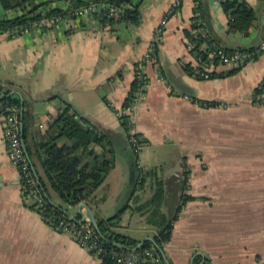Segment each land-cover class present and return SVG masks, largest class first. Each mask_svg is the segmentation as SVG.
Returning <instances> with one entry per match:
<instances>
[{
	"label": "crops",
	"instance_id": "crops-1",
	"mask_svg": "<svg viewBox=\"0 0 264 264\" xmlns=\"http://www.w3.org/2000/svg\"><path fill=\"white\" fill-rule=\"evenodd\" d=\"M246 1L257 18L242 33L229 28L219 0H204L210 33L227 48L264 41V0ZM175 2L151 61H144L155 28ZM52 4L64 7L60 0ZM139 9L136 26L123 21L101 25L87 16L56 28L0 33V84L12 83L11 91L28 103L30 145L45 139L49 122L67 103L80 118L109 131L114 165L90 206H69V213L113 216L132 203L134 164L156 166L166 190L164 209L172 211L182 192L192 196L162 249L166 264L206 259L209 264H264V101L252 98L264 75V53L240 66L214 69L232 70L227 75L197 78L187 70L196 66V55L187 47L193 0H143ZM139 67L148 86L133 126L144 140L135 157L115 111L123 106ZM5 149L0 116V264H101L32 208ZM31 164L42 177L37 157ZM149 194L146 186L145 196ZM50 197L60 203L55 193ZM119 223L140 242L152 237L144 215L129 207Z\"/></svg>",
	"mask_w": 264,
	"mask_h": 264
},
{
	"label": "trees",
	"instance_id": "trees-1",
	"mask_svg": "<svg viewBox=\"0 0 264 264\" xmlns=\"http://www.w3.org/2000/svg\"><path fill=\"white\" fill-rule=\"evenodd\" d=\"M55 1L58 0H42L41 3H35V0H0V9L4 12L3 15H0V33L8 31V36L18 35L26 27L31 29V24L38 22L43 17H63L69 13L71 8L91 2L104 4L106 7L105 10L100 9L93 13L94 18L101 25L113 26L115 22L123 21L126 24L136 26L141 20L139 8L143 0H60L67 4L64 7L53 5L52 2ZM194 1H197V3L193 10H198L199 14L192 16L191 29L187 37L189 41L195 43L191 52L196 57H207V51L200 48L201 43L223 45L210 33L208 6L204 0ZM219 2L228 15L229 28L247 33L257 18L256 10L248 1L219 0ZM41 5L44 6L43 9H40ZM110 7L114 9L113 15L108 13ZM8 11H12V15L7 14ZM45 28L42 27L41 30ZM201 28L205 30L206 35L204 37L200 35ZM257 45L249 48L223 47L231 51L234 49L252 50ZM155 50L156 46L153 51ZM187 70L190 73L193 69L189 68ZM231 71L218 73L213 71L211 76H224L231 73ZM11 84L10 82L0 84V104L3 107L13 106L18 108L21 120V135L27 155L31 161L34 156L37 157L43 170V176L39 177V183L48 198H51L52 192L59 198L60 203L55 204L56 214H67L66 211H68L69 206L78 205L80 202H86L89 205L90 201L93 200L95 190L114 165L115 148L109 131L80 118L71 105L67 103L49 122L45 139L36 140L33 145H30L28 128L31 114L28 103L11 91ZM137 87L138 83L135 81L123 105H127L132 100ZM252 98L254 101H264V75L253 90ZM119 121L123 127L125 143L133 156L137 157L138 153L136 154L133 151L127 141L133 125H129L126 115L120 116ZM135 135L138 137L141 149L144 140L139 133L135 132ZM159 171L156 166L143 167L136 162L134 164L133 183L135 194L132 203H127L124 208L122 207L123 209L121 208L116 214L108 218L94 216L96 225L91 223L93 228L91 239L96 240L102 248L101 254L96 256L100 258L101 264H116L110 254L112 250L134 249L140 253L153 247L155 254L161 256L160 249H163L164 245L170 240L174 221L177 219L182 206L192 196L182 192L178 201L172 204L174 205L172 211L164 209L166 190ZM186 175L187 172L182 174V189L186 188L184 184L187 181ZM146 186L150 191L149 196H145ZM31 206L34 208V205ZM127 207L133 212L144 215L145 222L152 229L153 241L146 239L140 242L120 229L119 218ZM36 211L38 210L36 209ZM41 217L43 218V215ZM73 218L75 222H78L82 219V214L77 212L73 215ZM137 244L139 245L137 246ZM161 263L166 264L162 256ZM195 263L197 264L198 261ZM200 264H209V261L206 259Z\"/></svg>",
	"mask_w": 264,
	"mask_h": 264
},
{
	"label": "built area",
	"instance_id": "built-area-1",
	"mask_svg": "<svg viewBox=\"0 0 264 264\" xmlns=\"http://www.w3.org/2000/svg\"><path fill=\"white\" fill-rule=\"evenodd\" d=\"M193 3L194 6H196L197 1L193 0ZM176 7L177 2H175L165 13V15L160 20V23L155 28L148 50L143 57L144 61H151L154 47L161 38L167 17L169 14L175 11ZM100 9L105 10V5L97 2H91L86 5L71 8L69 13L63 17L53 16L42 18L38 22L32 23L31 27L34 29L35 27L39 29L42 27H47V29L56 28L64 21H71L72 18L87 16L92 17L93 13ZM108 13L109 15H113L114 9L110 7ZM198 14V10H193V16ZM28 29V27L24 28L23 32L28 31ZM200 31V35L204 37L206 35L205 30L201 28ZM2 33L6 35L9 34L8 31ZM194 44V42L187 40V47L189 49H192ZM200 48L203 49V51H207V57H196V66L193 68L192 73L197 78L207 79L211 77L212 72L219 65L225 67L240 66L248 61L253 60L259 54L264 53V41L259 43L256 48L252 50L234 49L231 51L227 50L221 45H207V43H201ZM135 81L138 83V87L136 88L132 100L127 105H123L115 111L118 118L120 116L126 115L128 117L129 125L133 126L138 115L139 103L144 97L146 88L148 86L147 76L143 73L141 67H139L137 70ZM18 113V108L13 106L3 107L0 104V116L2 117L3 123V140L6 148V155L8 159L17 167L20 179L19 185L21 194L23 197L27 198L28 201H30L31 205H34V209H37L39 213H41V216L43 215V219L53 229L70 234L79 244L87 248V250L94 253L96 256L101 254L102 248L97 244L96 240L91 239L93 228L89 217H83L80 221L75 222L74 218L68 213L61 215L56 214V205L44 193L31 161L23 147L21 120ZM133 129L134 128L132 127L127 141L129 146L137 154L140 150V146L138 137H136L135 131ZM110 254L114 258L116 264H162L161 256L155 254L153 247L150 249H145L140 253L133 249L121 251L112 250ZM98 259L100 260V258Z\"/></svg>",
	"mask_w": 264,
	"mask_h": 264
},
{
	"label": "water",
	"instance_id": "water-1",
	"mask_svg": "<svg viewBox=\"0 0 264 264\" xmlns=\"http://www.w3.org/2000/svg\"><path fill=\"white\" fill-rule=\"evenodd\" d=\"M261 42H262L261 40L258 41V43H261ZM21 100H23L22 97H21ZM20 113H21V111H20ZM23 147H24L25 152H26V154H27V151H26V148H25V144H24V143H23ZM52 202H53V201H52ZM81 205H85V204H84L83 202H80V203H79V206H81ZM66 212H67L71 217H73V215H72L71 213H69L68 211H66ZM89 219H90V221H91L94 225H96V223H95V218H94L93 214H92L90 211H89ZM146 239L153 241V237H147V238L142 239V240L144 241V240H146ZM139 244H140V243H139ZM139 244H137V246H138ZM137 246H136V247H137ZM160 253H161V256L165 258V254H164V252H163L162 249H160Z\"/></svg>",
	"mask_w": 264,
	"mask_h": 264
},
{
	"label": "rangeland",
	"instance_id": "rangeland-1",
	"mask_svg": "<svg viewBox=\"0 0 264 264\" xmlns=\"http://www.w3.org/2000/svg\"><path fill=\"white\" fill-rule=\"evenodd\" d=\"M41 2H42V0H35V3H41ZM63 3H64V2H63ZM66 5H67V4L64 3V6H66ZM43 8H44V6L41 5V6H40V9H43ZM42 13H44V11H42ZM43 18H46V17H43ZM33 26H34V25H33ZM34 27H35V26H34ZM46 28H47V27H46ZM46 28H45V29H46ZM31 30H41V29H39V28H37V27H35V29H34V28L31 27V29H28V31H26V32H23V29H22L21 33H28V32L31 31ZM5 32H6V31H5ZM21 33H20V34H21ZM8 35H9V34H8Z\"/></svg>",
	"mask_w": 264,
	"mask_h": 264
}]
</instances>
